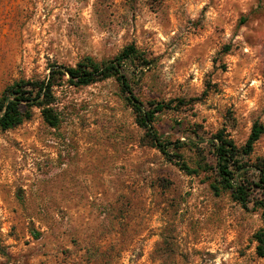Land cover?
Segmentation results:
<instances>
[{"label": "rangeland", "instance_id": "rangeland-1", "mask_svg": "<svg viewBox=\"0 0 264 264\" xmlns=\"http://www.w3.org/2000/svg\"><path fill=\"white\" fill-rule=\"evenodd\" d=\"M130 44L146 60L128 65L134 95L186 102L152 126L189 168L213 164L199 138L241 146L264 126V0H0V95ZM55 95L56 128L33 109L0 131V264H264L260 211L148 146L113 79Z\"/></svg>", "mask_w": 264, "mask_h": 264}, {"label": "trees", "instance_id": "trees-1", "mask_svg": "<svg viewBox=\"0 0 264 264\" xmlns=\"http://www.w3.org/2000/svg\"><path fill=\"white\" fill-rule=\"evenodd\" d=\"M139 64H146V60L133 44L111 59L95 61L91 57H83L74 66L49 64L44 76L21 78L4 88L0 95V131L11 130L29 120L33 109L39 110L48 127L56 128L60 123L55 104L56 89L64 85L85 87L111 78L120 87L135 123L144 131L143 137L148 146L174 159L178 168L188 175L198 171L211 174L214 179L210 187L216 195L221 191L228 192L232 201L242 208L251 205L260 211L262 226L253 235V240L257 257L264 259V157L250 162L253 147L264 133V126L254 122L241 146L236 145L222 130L208 139L199 138L209 150L213 164L199 163L196 169H191L181 161L179 155L183 143L161 140L152 126L158 114L183 107L186 102L177 100L173 106L172 102H153L146 107L134 95L128 77V65L134 68Z\"/></svg>", "mask_w": 264, "mask_h": 264}]
</instances>
